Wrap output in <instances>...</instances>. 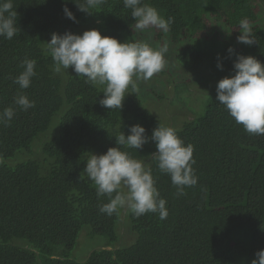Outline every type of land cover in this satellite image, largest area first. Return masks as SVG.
<instances>
[{
  "label": "trees",
  "instance_id": "16d2710c",
  "mask_svg": "<svg viewBox=\"0 0 264 264\" xmlns=\"http://www.w3.org/2000/svg\"><path fill=\"white\" fill-rule=\"evenodd\" d=\"M75 2H67L74 22L65 16V0H13L17 34L11 40L0 37V112L15 109L7 125L0 123V264H251L264 249V135L247 133L215 97L218 81L235 74L236 53L264 64V0H142L165 19L173 17L168 33L143 30L153 39L148 44L167 43L166 54L183 72L189 69L184 80H174L171 58L165 56V67L156 73L173 82L171 104L190 100V82L204 89L193 116L174 114V124L144 105L136 82L138 91L129 86L122 108L111 110L99 103L104 85L86 82L71 67L54 70L46 44L53 33L98 29L122 43L144 42L123 0H105L91 13ZM242 19L253 26L251 46L237 41ZM26 58L36 60V76L29 88L20 89L13 81ZM152 92L166 98L163 90ZM20 94L35 107L23 111L15 105ZM136 124L146 129L148 143L138 150L119 147L152 169L168 217L161 221L151 212L136 217L128 210L131 244L106 243L84 261L70 258L83 228L109 243L119 236V209L111 216L99 212L109 198L97 197L84 168L91 153L117 147L115 137L122 131L127 136ZM158 125L174 128L185 145L194 146L198 183L185 187L183 195L152 156L157 149L151 135Z\"/></svg>",
  "mask_w": 264,
  "mask_h": 264
},
{
  "label": "clouds",
  "instance_id": "9594fccd",
  "mask_svg": "<svg viewBox=\"0 0 264 264\" xmlns=\"http://www.w3.org/2000/svg\"><path fill=\"white\" fill-rule=\"evenodd\" d=\"M67 2L65 0L63 11L67 18L75 22L76 17L67 7ZM104 2L84 0L83 3H75L80 11L91 13L89 9H95ZM123 4L131 10L137 30L156 28L163 33L170 31L173 17L165 19L156 8L142 4V0H123ZM17 15L13 0H0V37L11 40L17 34ZM239 32V43L249 46L256 43L253 26L247 19L239 22ZM46 44L57 73L71 67L78 76L85 77L86 82L105 86L104 96L99 103L111 110L122 108L129 86L132 93L138 91L133 77L148 80L165 67V54L168 52L167 43L159 48H153L145 42L122 43L114 37L102 36L98 29L86 30L83 34L70 31L62 35L53 33ZM227 51L230 55L235 52L232 47ZM235 56V74L218 81L215 99L225 106L229 115L247 133L264 135V64L253 56L238 53ZM22 67L24 70L13 82L20 89H27L36 76V60L26 58ZM217 67L223 70L221 63ZM14 104L23 111L35 107V102L24 94L17 95ZM14 115L13 107L5 108L0 112V123L7 125ZM145 133L143 126L132 125L127 136L122 131L115 137L117 147H111L100 155L91 153L87 158L84 172L94 182L97 197L109 198L108 203L100 205V213L111 216L118 209L126 208L136 217L149 212L158 213L161 221L168 217L167 202L160 196L152 169L119 147L141 149L149 141ZM151 140L157 149L152 154L157 167L161 173L170 176L177 194L183 195L185 187L196 186L198 178L192 167L195 163L194 146L185 145L174 128L161 125L153 130ZM255 256L251 264H264V249L257 251Z\"/></svg>",
  "mask_w": 264,
  "mask_h": 264
},
{
  "label": "rangeland",
  "instance_id": "374dc122",
  "mask_svg": "<svg viewBox=\"0 0 264 264\" xmlns=\"http://www.w3.org/2000/svg\"><path fill=\"white\" fill-rule=\"evenodd\" d=\"M261 18H264V9H261ZM263 21H260V23ZM141 30H138L140 32ZM144 34V42L145 43H152L153 39L150 34L146 31H141ZM156 47L157 46H152ZM170 51V50H169ZM168 51V52H169ZM167 58H171L170 54H165ZM170 67H171V72L173 73L172 78L176 81L180 79H185L188 75L189 72L187 71L183 72L181 69V66L173 58L171 60H168ZM160 75V74H159ZM158 74H154V76L148 80H144L142 78H136L133 77L134 82H136L139 85H142V93L141 96L143 98L144 105L151 110V112L162 119L163 121L169 122L170 124H174L173 121V115L174 114H179V118L183 119L184 117H191L193 116L190 114L193 109H198L199 108V103L200 100L199 98L201 97V93L204 92V89L202 88L201 84L199 83H193L190 82L189 84V92L191 93L190 95V100L184 105L181 102H175L174 104H171V100L173 97L174 93V87H173V82H167L168 75H160L159 77ZM191 77V76H190ZM190 77L188 79H190ZM158 78L160 80H158ZM171 78V75L169 76ZM142 81V83L140 82ZM163 90L166 92V98L164 99H157L153 94L154 92L152 91H159ZM153 95V96H152ZM186 111L189 113V115L186 114ZM126 190V189H124ZM127 209L126 208H121L119 209V218L121 216L122 221L121 225L119 226L118 233L119 236L117 237V240L114 242L109 243L107 239L103 236H91L90 234L86 233V228H83L82 232L77 238V243L75 245V248L70 251L69 257L77 259L79 261H84L88 254L100 247H105L106 243L110 244L111 248H117V247H123L131 244L134 241V235L131 233L130 226H128V221L129 217L127 215ZM128 220H127V218ZM125 224V225H124ZM130 225V221H129ZM117 232V231H116ZM117 233V235H118Z\"/></svg>",
  "mask_w": 264,
  "mask_h": 264
}]
</instances>
